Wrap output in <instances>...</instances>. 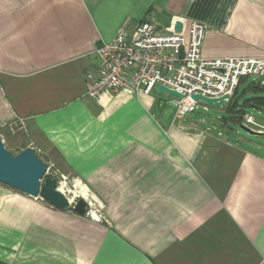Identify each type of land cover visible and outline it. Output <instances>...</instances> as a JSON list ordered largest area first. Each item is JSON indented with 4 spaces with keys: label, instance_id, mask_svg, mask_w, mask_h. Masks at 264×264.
I'll return each mask as SVG.
<instances>
[{
    "label": "crops",
    "instance_id": "1",
    "mask_svg": "<svg viewBox=\"0 0 264 264\" xmlns=\"http://www.w3.org/2000/svg\"><path fill=\"white\" fill-rule=\"evenodd\" d=\"M149 16L161 32L204 23L207 58L264 57V0H0V135L16 154L34 147L105 213L87 220L0 183V264H264V141L230 125L264 109L238 101L257 80L243 77L230 117L207 126L176 118L157 86L87 94L95 48Z\"/></svg>",
    "mask_w": 264,
    "mask_h": 264
},
{
    "label": "built area",
    "instance_id": "2",
    "mask_svg": "<svg viewBox=\"0 0 264 264\" xmlns=\"http://www.w3.org/2000/svg\"><path fill=\"white\" fill-rule=\"evenodd\" d=\"M182 22L181 32L175 31L176 21L168 26L167 32H161L153 16H149L133 31L123 27L110 42L99 44L95 48L99 65L95 72L87 75V94L98 99L103 93H114L123 88L136 94H149L158 84H163L183 94V97L175 99L176 118H182L196 111L202 103L194 100L193 95L211 98L228 95L230 101L243 77H254L264 89V57L207 58L203 54L205 24ZM242 123L264 132V123L252 114H245ZM24 128L23 120L9 124L14 133ZM66 185L65 194L71 191ZM38 199L45 201L41 197ZM87 214H92V211ZM96 218L99 220L98 215Z\"/></svg>",
    "mask_w": 264,
    "mask_h": 264
},
{
    "label": "water",
    "instance_id": "3",
    "mask_svg": "<svg viewBox=\"0 0 264 264\" xmlns=\"http://www.w3.org/2000/svg\"><path fill=\"white\" fill-rule=\"evenodd\" d=\"M184 24L177 20L175 31L181 32ZM157 88L175 97H183V94L163 84ZM194 100H201L203 103H215L228 100L229 96L211 98L201 94L193 95ZM199 114L200 112L194 111ZM239 127L250 135L264 136L263 131L254 130L241 123ZM0 183L10 186L26 195L34 198L41 197L47 203L61 211H75L78 215L84 216L87 210V201L84 198L77 200L73 206L70 197L59 188L57 178L48 172L47 163L39 157L34 147H27L18 154H13L6 147L0 135Z\"/></svg>",
    "mask_w": 264,
    "mask_h": 264
},
{
    "label": "rangeland",
    "instance_id": "4",
    "mask_svg": "<svg viewBox=\"0 0 264 264\" xmlns=\"http://www.w3.org/2000/svg\"><path fill=\"white\" fill-rule=\"evenodd\" d=\"M254 80H255L254 77H250L247 82L250 83V82H253ZM156 91H157V88L155 89V92ZM253 93H255V92L242 94V89H239L238 90V95H239L238 96V101H240L241 104H242L243 97H246V98L249 97V96L252 97V95L253 96H257V95L264 96V90L263 89H260V90L256 91V94H253ZM156 94H157V96L159 98V102L168 103L170 106L171 105L175 106L176 107V111H177V105L175 103V99L176 98L173 95H171V94H169L167 92H164V91H159V93L157 92ZM227 104H228V100H223V101L215 102V103H203L202 102V103L199 104L198 108L196 109V111L200 112V113L199 114H195V113L188 114L186 116V119L187 120L189 119V120L195 121V122H200L204 126L210 125V123L214 124V122H218L219 124L220 123H224L225 120L222 117L229 118L230 117V113H231V112L225 111V109H224V107ZM245 109H246V111L249 114H252V115L258 117L264 123V109L262 111H259L256 108H250V107H246ZM230 125L235 130H237L239 132V134H241L244 137L252 138V139L258 140V141H264V136L250 135L247 132L243 131L239 127L238 124H234V123L230 122ZM211 126H213V125H211ZM225 133L229 134L228 136L233 137L231 129L227 130V132H225ZM5 145H6V147L8 148V150L10 152H12L13 154H16V151L10 150L6 143H5ZM47 165L49 166V173H51L52 175H54L57 178V180L61 184L60 186H62V184L66 183L67 184L66 185L67 189H69L71 191H74L77 188V187L76 188L74 187L75 183L68 175L63 174L62 172H60V170L58 168H56L54 165H52L50 163H47ZM63 181H65V182L63 183ZM60 186H59V188H60ZM71 191H70V193H67V195L69 197L71 196ZM78 199H80V198H76L75 199V201L73 203V206L75 205V203L77 202ZM39 201L45 203V201H43V200H39ZM90 201L93 202L94 199L91 198ZM93 203L94 204H91V202H87V210H86V214L84 215V218L87 219V220L103 221V219L105 218V213L103 211V206L99 203V201H96V200ZM89 210L92 211V214H87V212ZM93 211L97 213L99 220H97L96 216L93 214ZM72 212L73 211H70V213H72ZM13 260H14V262L36 263V262H38V256L36 254H29V253L21 254V253H18L16 255H14Z\"/></svg>",
    "mask_w": 264,
    "mask_h": 264
},
{
    "label": "bare ground",
    "instance_id": "5",
    "mask_svg": "<svg viewBox=\"0 0 264 264\" xmlns=\"http://www.w3.org/2000/svg\"><path fill=\"white\" fill-rule=\"evenodd\" d=\"M79 182V181H78ZM64 183V182H63ZM76 189L74 190V191H71V196H70V200L71 201H74L76 198H78V197H80V198H85V199H88V200H90L91 198L92 199H94V197L93 196H91L92 194L90 193L89 194V192H88V190H87V187L85 188L84 186H82L81 184H80V186L79 185H77V183H76ZM60 189H61V191H63V192H65L66 190H65V184H62V186H60ZM94 202V201H93ZM95 215L97 216V214L95 213Z\"/></svg>",
    "mask_w": 264,
    "mask_h": 264
},
{
    "label": "trees",
    "instance_id": "6",
    "mask_svg": "<svg viewBox=\"0 0 264 264\" xmlns=\"http://www.w3.org/2000/svg\"><path fill=\"white\" fill-rule=\"evenodd\" d=\"M254 89H256V91H258V90L263 89V88L259 86V88H254ZM263 90H264V89H263ZM235 95H236V93H235ZM235 95H234V96H235ZM231 100H232V99H230V101H231ZM250 100H252V101L254 100V102H255L256 105H260V106L264 107V96H262V95H258V96L249 97V98L245 99V102H246V101L248 102V101H250ZM235 104H236V102L233 103V105H232L231 107L234 108V105H235ZM240 111L243 112V109L240 110ZM242 119H243V118L241 117L239 121H241ZM73 212L76 213L74 210H73Z\"/></svg>",
    "mask_w": 264,
    "mask_h": 264
}]
</instances>
